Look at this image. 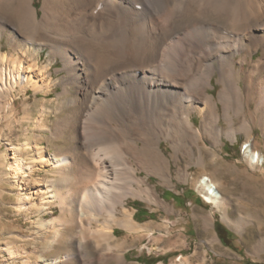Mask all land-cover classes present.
<instances>
[{"label":"bare ground","instance_id":"bare-ground-1","mask_svg":"<svg viewBox=\"0 0 264 264\" xmlns=\"http://www.w3.org/2000/svg\"><path fill=\"white\" fill-rule=\"evenodd\" d=\"M140 1L151 2L0 0V188L15 186V208L30 218L36 242L28 255L8 239L0 245L3 263L129 264L116 227L153 233L135 220L128 198L177 212L150 175L171 187L175 179L192 182L230 227L244 229L245 220L229 215L223 182L207 171L212 162L230 171L220 147L224 137L235 142L239 134L249 165L260 167L252 160L264 155L254 135V127L264 130V0H152L157 8L149 3V14ZM214 75L221 83L216 95L208 92ZM31 89L42 94L36 106ZM132 107L160 109H130L126 122L111 118ZM37 171L44 173L29 181ZM55 206L60 213L47 219ZM207 225L213 228L211 217Z\"/></svg>","mask_w":264,"mask_h":264},{"label":"rangeland","instance_id":"rangeland-1","mask_svg":"<svg viewBox=\"0 0 264 264\" xmlns=\"http://www.w3.org/2000/svg\"><path fill=\"white\" fill-rule=\"evenodd\" d=\"M37 2L38 0H36V5H38ZM140 3L141 11L148 14L151 6L157 8L152 0L151 2L149 1L151 6L148 2L140 1ZM201 36L207 40L210 33L204 31L201 32ZM3 41L4 46L7 47L6 40ZM42 54L43 59L46 60L47 52L43 51ZM260 54L261 52H258L255 56ZM236 59L238 60L239 56ZM53 65L55 70L62 65V62L58 59ZM62 73L63 71L58 72L59 75ZM53 75L55 77L58 76L55 71ZM253 77L255 76L253 75ZM240 83L245 85L244 81ZM212 84L214 87H208V92L216 95L221 87V83L217 82V75H214ZM58 88H60L59 85L53 87V90ZM28 95L30 101L33 102V106H36L42 97V94L35 95L33 89ZM53 96L55 97L56 94L51 91L50 99H53ZM133 97L136 98L135 96ZM17 106L20 112L19 115L22 116L24 114V97H18ZM251 107H253V103H251ZM130 109L141 110L144 113H156L160 108L143 109L132 107L120 109L111 118L126 122L128 119L125 113ZM34 113H36V110ZM193 120L196 124H200V118L197 114L193 116ZM221 124L226 126L224 120H222ZM18 129L15 128L12 132L14 140H18L19 135H21ZM44 134L47 135V132H44ZM254 135L256 136L255 147L264 153V130L261 127H254ZM245 139L242 134H239L238 141L235 142L228 137H224V143L221 145L220 151L223 155V162L226 165H231V169L227 171L226 168H218L212 162L208 165L207 171L213 178L223 182L222 192L226 200L232 202L231 206H229V215L231 219L245 220L244 229L235 225L230 227V224L222 218L221 210L212 203L207 202L197 188L193 186L192 182H180L175 179L176 186L171 187L161 183L157 176L150 175L149 183L156 187L161 198L176 207L177 212L168 213L165 209L155 207L143 199L128 198L127 207L135 212V220L141 224H150L152 228L150 232L153 233L145 236L137 235L123 227H116L117 238L121 241H127L125 251L129 264H181L183 258H190L193 264H264V250H262L264 249V165H259L260 167L256 169L249 165L248 158L242 151ZM204 142L211 147L210 140L205 139ZM54 143L56 141L51 142V144ZM161 147H163L166 154L170 153V145L165 140L161 141ZM4 148V144H2L0 156ZM174 167L175 165L173 164ZM196 168L195 165L192 166V169ZM39 173L43 174L44 171H37V175L27 179L29 181L33 180V178L39 176ZM140 175L146 176L144 170L141 171ZM12 185V183H4L7 189L5 191L0 188V245L4 244L8 239L14 238L21 250L27 253L32 252V255L34 254V245L36 243L31 236L33 224L24 212L16 210L14 204L17 195L15 186ZM52 209L54 213L51 211ZM59 213L60 209L58 206L48 208L45 212L47 219H51ZM208 217H211L213 221L211 230H208ZM78 218L81 225L80 216ZM219 221L227 229L230 227L232 231V233H224V240L221 239L216 226ZM162 222H168L171 226V231L172 229L173 231L167 233L166 228L162 229ZM179 233L182 235L181 238L178 236ZM214 236H219L220 242H217L218 244L212 242ZM40 242H37L38 246L41 244ZM31 259L33 260L34 257ZM9 263L21 264L20 260H10ZM0 264H6L3 263L2 257H0Z\"/></svg>","mask_w":264,"mask_h":264},{"label":"trees","instance_id":"trees-1","mask_svg":"<svg viewBox=\"0 0 264 264\" xmlns=\"http://www.w3.org/2000/svg\"><path fill=\"white\" fill-rule=\"evenodd\" d=\"M216 226H217L218 232H219L220 237H221L222 240L225 239L224 233H232V231L227 229L220 221L216 223Z\"/></svg>","mask_w":264,"mask_h":264},{"label":"water","instance_id":"water-1","mask_svg":"<svg viewBox=\"0 0 264 264\" xmlns=\"http://www.w3.org/2000/svg\"><path fill=\"white\" fill-rule=\"evenodd\" d=\"M229 229L231 230V228L229 227Z\"/></svg>","mask_w":264,"mask_h":264},{"label":"flooded vegetation","instance_id":"flooded-vegetation-1","mask_svg":"<svg viewBox=\"0 0 264 264\" xmlns=\"http://www.w3.org/2000/svg\"><path fill=\"white\" fill-rule=\"evenodd\" d=\"M228 234V233H227ZM230 237V236H229Z\"/></svg>","mask_w":264,"mask_h":264}]
</instances>
